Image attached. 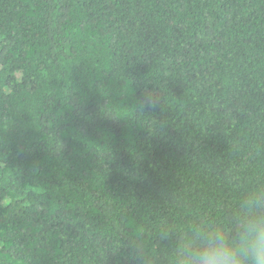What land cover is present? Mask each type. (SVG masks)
Listing matches in <instances>:
<instances>
[{"label":"trees","instance_id":"trees-1","mask_svg":"<svg viewBox=\"0 0 264 264\" xmlns=\"http://www.w3.org/2000/svg\"><path fill=\"white\" fill-rule=\"evenodd\" d=\"M264 194V0H0V264H167Z\"/></svg>","mask_w":264,"mask_h":264},{"label":"clouds","instance_id":"clouds-1","mask_svg":"<svg viewBox=\"0 0 264 264\" xmlns=\"http://www.w3.org/2000/svg\"><path fill=\"white\" fill-rule=\"evenodd\" d=\"M167 264H264V194H251L229 221L182 237Z\"/></svg>","mask_w":264,"mask_h":264}]
</instances>
